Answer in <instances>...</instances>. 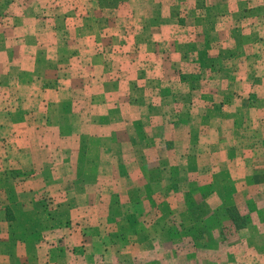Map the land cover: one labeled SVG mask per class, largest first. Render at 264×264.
Returning a JSON list of instances; mask_svg holds the SVG:
<instances>
[{"label": "crops", "instance_id": "1", "mask_svg": "<svg viewBox=\"0 0 264 264\" xmlns=\"http://www.w3.org/2000/svg\"><path fill=\"white\" fill-rule=\"evenodd\" d=\"M112 1L0 0V264H67L173 169L215 193L264 163V0Z\"/></svg>", "mask_w": 264, "mask_h": 264}, {"label": "rangeland", "instance_id": "2", "mask_svg": "<svg viewBox=\"0 0 264 264\" xmlns=\"http://www.w3.org/2000/svg\"><path fill=\"white\" fill-rule=\"evenodd\" d=\"M112 2L116 4L115 0ZM189 15L191 12H180L177 19L189 24L192 20ZM256 35L260 37L261 32ZM248 41L249 37L242 41L244 53ZM219 43L218 40L217 45ZM218 50L222 57H235V66H238L236 58L240 62L243 60L238 49ZM211 62L216 60L204 61L206 69ZM235 66H230L231 73H237ZM242 136L251 142L254 140L259 144L257 148H260V141L264 142V127L251 129L248 126L243 129ZM261 163L251 173V181L245 173L239 177L232 172L228 178L231 182L228 180L223 183L225 191L215 193L202 191L207 189L202 183L209 177V174L205 175L207 170H201L199 175L194 174L193 179H187L180 169L181 173L173 169L172 173L176 172L177 177H173L166 192L162 190L147 194L142 204H138L139 207H133L132 214H127L125 206L115 208L110 212L114 217L108 226H105L106 221L101 217V209H93L90 216L94 218L95 224H99L96 226L102 227V230H98L100 238H103L95 240L93 245L91 242L83 250V246L73 245L74 253L68 255L64 263L264 264V179L260 176L264 174V163ZM13 176L16 178L19 174ZM4 179L7 178L0 177V181ZM123 187L127 189L130 185L126 183ZM126 217L129 224L118 222ZM257 226L261 230L258 231ZM112 228L114 230L110 232ZM93 250L96 254L94 258H89L87 251L89 255ZM75 254L80 256L74 257Z\"/></svg>", "mask_w": 264, "mask_h": 264}]
</instances>
